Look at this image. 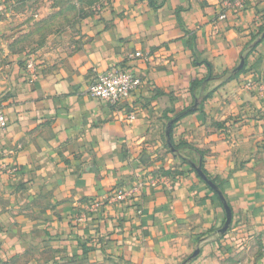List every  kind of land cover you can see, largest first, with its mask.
Instances as JSON below:
<instances>
[{
  "label": "crops",
  "instance_id": "obj_1",
  "mask_svg": "<svg viewBox=\"0 0 264 264\" xmlns=\"http://www.w3.org/2000/svg\"><path fill=\"white\" fill-rule=\"evenodd\" d=\"M105 1L0 0V264H264V96L246 87L264 0ZM115 65L143 83L99 103L87 86ZM185 109L172 138L220 183L223 234L218 195L165 145ZM161 175L172 189L136 188Z\"/></svg>",
  "mask_w": 264,
  "mask_h": 264
},
{
  "label": "built area",
  "instance_id": "obj_2",
  "mask_svg": "<svg viewBox=\"0 0 264 264\" xmlns=\"http://www.w3.org/2000/svg\"><path fill=\"white\" fill-rule=\"evenodd\" d=\"M245 1L246 0H235L234 4L237 8H241ZM106 2L107 0L103 4L105 5ZM225 17V13L219 15V19H224ZM133 56L142 57L143 54L140 51H136ZM28 69L31 72V75L35 76L34 65L32 62H29ZM142 83L143 78L133 69L122 65H115L102 72L96 73L90 80L87 86V91L88 94L99 103L121 105L142 85ZM246 87L257 91L258 93L262 92V96H264V82L259 81V83H257L255 81H250L246 83ZM132 117L133 115H130V118ZM0 126H6V119L2 112H0ZM148 182L150 184L163 182L169 189H172L174 183L168 176H152L150 179L140 178L137 182L136 188L142 187Z\"/></svg>",
  "mask_w": 264,
  "mask_h": 264
},
{
  "label": "trees",
  "instance_id": "obj_3",
  "mask_svg": "<svg viewBox=\"0 0 264 264\" xmlns=\"http://www.w3.org/2000/svg\"><path fill=\"white\" fill-rule=\"evenodd\" d=\"M263 31H264V25H263V24H259V25L257 26V31H256L255 36H254L253 38L256 39V37H258ZM254 41H255V40L253 39V41H252L248 46H246V48L242 51V57H243L244 59L246 58V56L248 55V53H249L250 51H252V50L255 48L256 43H254ZM255 42H256V41H255ZM208 66H209L208 69L210 70L211 67H210V65H208ZM243 70H244V67H242V68H241L240 70H238L236 73L227 72V73H224V75L219 76L218 78H222L223 81H225V80H228V79H230V78H232V77L237 76V75H238L239 73H241ZM210 74H211V72H210ZM209 76H210V75H209ZM204 81H205V79H202V80L193 79V81H192V85H191V88H190V89H191V93H192V95H193V97H194V100H196V101L203 100V98H204V97H199V96H197L196 93H195V87H196L198 84H203ZM188 113H189V110H188V109H185V110H183V111L177 113L174 117H167V122H169L170 120H172V121H173V124H174L176 121L180 120L182 117H184V116H185L186 114H188ZM173 124H172V126H173ZM164 137H165V145H166V148H167V151H168V152H170L173 156L180 158V159L182 160L183 163L188 164L189 167H190V170H191V171H194L195 173H196V171H195L194 167L192 166V163H193V162H194V163H200L203 172H204V173L208 176V178L211 179V180H212V181L218 186V188H220V190H221L220 183L217 182L216 179H214V178L212 179V178L207 174V172L205 171V169H204V167H203V163H202L203 152H201V151L198 150L197 148L192 147V146L189 145L188 143H183V142H182V143H178V144H176V143L173 141V138H172V127H171V130H170V134H169V136L167 137L166 135H164ZM168 138H169V139H168ZM168 140L170 141V143H171L172 147L174 148V150H171L170 147L168 146ZM181 150H188V151L192 152L193 154H195L197 161H195V159H191V158H189V157H187V156L181 154ZM196 174H197V173H196ZM197 176L199 177L198 174H197ZM210 189H211V188H210ZM211 190L217 195L216 191H214L213 189H211Z\"/></svg>",
  "mask_w": 264,
  "mask_h": 264
},
{
  "label": "water",
  "instance_id": "obj_4",
  "mask_svg": "<svg viewBox=\"0 0 264 264\" xmlns=\"http://www.w3.org/2000/svg\"><path fill=\"white\" fill-rule=\"evenodd\" d=\"M264 37V31L261 33L260 35V38H263ZM244 65V59L241 58L240 60V63L239 65L236 67L235 69V72H237L240 68H242ZM172 124H173V121L170 120L167 124V127H166V136L168 137L169 134H170V130H171V127H172ZM169 139V138H168ZM168 146L170 147L171 150H174V148L172 147L170 141L168 140ZM192 166L194 167L196 173L199 175V177L210 187L212 188L214 191H216L219 199L221 200L222 202V205L224 207V210H225V214H226V217H225V221H224V224L223 226L221 227V229L219 230L221 234L225 233L228 229V227L230 226V223H231V218H232V213H231V209H230V206L228 205L226 199L224 198V195L222 193V191L220 190V188H218V186L211 180L208 178V176L203 172L202 168H201V165L200 163H192ZM198 249H196L193 253L192 256H195L198 254ZM191 259V257L189 258ZM188 259V260H189Z\"/></svg>",
  "mask_w": 264,
  "mask_h": 264
},
{
  "label": "rangeland",
  "instance_id": "obj_5",
  "mask_svg": "<svg viewBox=\"0 0 264 264\" xmlns=\"http://www.w3.org/2000/svg\"><path fill=\"white\" fill-rule=\"evenodd\" d=\"M55 21H56V20H55ZM41 36H43V35H40V36H39V34H37V35H33V36L30 37V39H27L26 43L29 44V43L32 42V41H34V43H35V42H37V41L40 40V37H41ZM30 45H31V44H30ZM29 52H31V51H29Z\"/></svg>",
  "mask_w": 264,
  "mask_h": 264
}]
</instances>
